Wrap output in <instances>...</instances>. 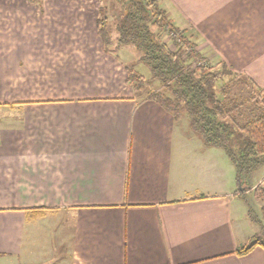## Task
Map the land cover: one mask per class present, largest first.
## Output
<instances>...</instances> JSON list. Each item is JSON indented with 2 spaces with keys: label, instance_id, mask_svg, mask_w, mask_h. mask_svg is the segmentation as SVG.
Instances as JSON below:
<instances>
[{
  "label": "crops",
  "instance_id": "0c3cea01",
  "mask_svg": "<svg viewBox=\"0 0 264 264\" xmlns=\"http://www.w3.org/2000/svg\"><path fill=\"white\" fill-rule=\"evenodd\" d=\"M191 1L219 9V58L264 88V0ZM100 4L0 0V264H264L236 255L257 236L236 228L235 166L133 90Z\"/></svg>",
  "mask_w": 264,
  "mask_h": 264
},
{
  "label": "trees",
  "instance_id": "16d2710c",
  "mask_svg": "<svg viewBox=\"0 0 264 264\" xmlns=\"http://www.w3.org/2000/svg\"><path fill=\"white\" fill-rule=\"evenodd\" d=\"M113 1L120 8L114 29L116 37L109 32L108 20L101 17V4L97 20L105 51L109 52L115 44V49H135L136 64L146 65L150 80L162 88L149 93L147 98L174 119L186 116L191 130L200 136L205 147L219 148L227 154L236 169L239 195L244 198L247 192L259 193L258 200L263 203L259 212L264 220V188L247 186L243 178L245 172L251 174L264 166V89L247 76L234 73L222 60L212 63L206 59L198 51V44L170 19L160 0ZM217 64L221 68L214 71ZM132 67H127V74L133 90L149 88L151 82ZM226 78L230 81L221 87ZM253 211L251 208L249 218L264 229ZM257 247L264 249V236L256 237L236 255L246 256Z\"/></svg>",
  "mask_w": 264,
  "mask_h": 264
},
{
  "label": "rangeland",
  "instance_id": "374dc122",
  "mask_svg": "<svg viewBox=\"0 0 264 264\" xmlns=\"http://www.w3.org/2000/svg\"><path fill=\"white\" fill-rule=\"evenodd\" d=\"M100 3L102 6L101 17L102 18L105 17L108 20L109 32L112 35V37L115 38L116 31H114V29H115L116 20H117L116 16L118 14V11H120V8L117 5V3L114 2L113 0H100ZM160 3H162L163 6L169 11L170 19L173 20L174 24L178 26L179 28H181L182 30H185L188 37L192 38V40L198 44V51L206 59H208L212 63H217V62H214L216 60L221 61L218 53L222 50V45H221L222 33L220 31V26L222 25L223 20H222V16L220 15V11L218 8L214 9L213 7L210 6L206 10L200 9V7L199 9H197L198 3L195 1H191V0L190 1L189 0H162V1L160 0ZM190 4L192 7L184 8V6H188ZM198 5H201V3ZM210 26L212 27L213 31H210L209 29ZM233 28H235V26L230 25L228 27L229 31H227V34L229 32L233 33ZM165 41L169 42L168 37L165 38ZM114 46H116V44ZM114 46L111 47V50L113 52L121 55L124 58V61L129 66L131 67L133 66L136 72L145 76V79L151 82V86L149 88L147 89L144 88L143 91L139 92L140 97L144 98V97H147V95L153 91L162 90L158 82L150 80L151 79L150 69L144 64H136L138 60V56H137L138 53H136L135 49L129 47V51L131 52L128 54V53H122V50L125 47H122L120 49H115ZM221 62L225 63L224 61H221ZM220 66L221 65H218V64L215 65L214 71L219 70L221 68ZM247 68L250 73L254 72L255 74H261L260 71H254V68L252 66H248ZM241 75H245V74H241ZM248 78L251 79L250 77ZM228 79L229 78H226L220 84V86L222 87L224 86V84L228 83L230 81V80L228 81ZM185 118L187 119L186 116ZM180 124L183 125L182 120ZM263 175H264V166L260 167L258 170L254 171L251 174L245 172L243 174V178L247 186H256V184L258 183V180ZM261 184L259 185L264 188V184L262 185ZM258 196H259V193H257L256 191H253L249 195L246 194V197L244 198L242 197L237 200L238 202H240V205L235 208L236 212L238 209L236 228L239 230L240 233L244 234V236H248V237L252 236V239L255 236L257 237L261 235L264 236V229L258 223L253 222V220L249 218V215H250L249 211L252 208L255 211V212L253 211V214L255 216H258L259 220L264 225V220L261 217L259 209H257L258 203L263 205L261 200H258ZM257 201L259 202L257 203ZM239 209H241L240 212H239Z\"/></svg>",
  "mask_w": 264,
  "mask_h": 264
},
{
  "label": "water",
  "instance_id": "95a60500",
  "mask_svg": "<svg viewBox=\"0 0 264 264\" xmlns=\"http://www.w3.org/2000/svg\"><path fill=\"white\" fill-rule=\"evenodd\" d=\"M243 190V189H242Z\"/></svg>",
  "mask_w": 264,
  "mask_h": 264
}]
</instances>
